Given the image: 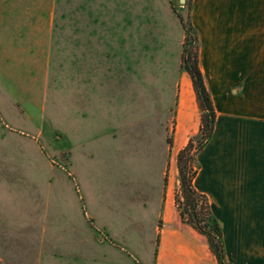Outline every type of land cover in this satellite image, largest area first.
Listing matches in <instances>:
<instances>
[{
    "label": "rangeland",
    "instance_id": "1",
    "mask_svg": "<svg viewBox=\"0 0 264 264\" xmlns=\"http://www.w3.org/2000/svg\"><path fill=\"white\" fill-rule=\"evenodd\" d=\"M0 2L55 7L39 10L55 17L38 77L24 59L18 95L0 81V264H156L166 194L217 264L179 216L176 159L201 124L181 68L188 0Z\"/></svg>",
    "mask_w": 264,
    "mask_h": 264
},
{
    "label": "crops",
    "instance_id": "2",
    "mask_svg": "<svg viewBox=\"0 0 264 264\" xmlns=\"http://www.w3.org/2000/svg\"><path fill=\"white\" fill-rule=\"evenodd\" d=\"M188 2L199 69L215 113L211 137L196 157L192 185L206 197L221 228L224 263L264 264V0ZM48 4L0 2V81H13L14 96L24 59L36 66L37 77L40 72L41 47L55 17L39 11H55ZM161 202L162 234L170 232L172 239L161 238L156 264H205L199 253L206 256V248L179 233L167 194ZM211 260L207 264H215Z\"/></svg>",
    "mask_w": 264,
    "mask_h": 264
},
{
    "label": "trees",
    "instance_id": "3",
    "mask_svg": "<svg viewBox=\"0 0 264 264\" xmlns=\"http://www.w3.org/2000/svg\"><path fill=\"white\" fill-rule=\"evenodd\" d=\"M187 6L190 10L189 2ZM182 25L184 26L185 42L181 54V68L187 73L191 81L201 111V124L199 134L194 136L193 140L188 141L176 159L179 191L182 199V203H178L179 206H182L179 216L181 221L187 222L205 237L208 249L214 256L217 264H225L221 228L210 212L206 197L197 193L192 185V181L198 170L196 157L211 137L215 113L199 69L198 39L191 26L189 16L187 17V22ZM194 143L195 145H193ZM191 163L194 166H190Z\"/></svg>",
    "mask_w": 264,
    "mask_h": 264
}]
</instances>
